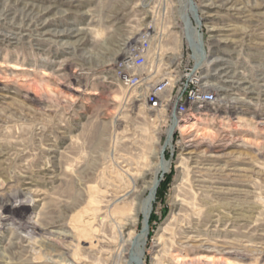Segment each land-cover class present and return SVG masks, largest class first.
Instances as JSON below:
<instances>
[{
  "label": "rangeland",
  "instance_id": "rangeland-1",
  "mask_svg": "<svg viewBox=\"0 0 264 264\" xmlns=\"http://www.w3.org/2000/svg\"><path fill=\"white\" fill-rule=\"evenodd\" d=\"M25 1L57 7L29 16ZM192 1L217 100L184 118L164 150L143 261L264 264V0ZM6 8L0 264H127L119 225L132 217L124 232L142 229L148 192L138 194L172 115L150 110L112 67L150 29L172 68L187 49L184 0H0ZM51 238L55 251L41 245Z\"/></svg>",
  "mask_w": 264,
  "mask_h": 264
},
{
  "label": "built area",
  "instance_id": "built-area-1",
  "mask_svg": "<svg viewBox=\"0 0 264 264\" xmlns=\"http://www.w3.org/2000/svg\"><path fill=\"white\" fill-rule=\"evenodd\" d=\"M184 38L186 54L170 69L165 57L157 54L150 29H145L123 50L112 67L113 77L120 86L142 98L150 110L171 111L180 120L217 100L216 90L206 80L199 61L197 40L191 43Z\"/></svg>",
  "mask_w": 264,
  "mask_h": 264
},
{
  "label": "bare ground",
  "instance_id": "bare-ground-1",
  "mask_svg": "<svg viewBox=\"0 0 264 264\" xmlns=\"http://www.w3.org/2000/svg\"><path fill=\"white\" fill-rule=\"evenodd\" d=\"M192 1V0H191ZM190 0H184V8L181 11V19L183 21V34L186 38H188V42L193 43V41L196 39L197 40V51L199 54V61L200 63H203L204 61H206V59L208 58L207 52H206V48L204 47V43L202 40V36L201 33L199 32L198 28H199V23H200V18H198L197 16V12H196V7L195 5H193V1L191 2ZM30 2V1H29ZM22 2V6L23 9L26 11L27 15H35L36 13H42L44 11H47L46 14L49 13V11H53L54 8L57 7V4L55 2H53V6L49 7V8H44L37 4L36 2ZM4 9V8H3ZM12 8H6L5 11H0L3 12L4 15L11 13ZM41 18H37L36 21H31L32 23H38L40 21ZM195 22V24H194ZM86 32L85 31H79V32H75L74 37L79 38V41H77L78 45H82V39L84 37H82L83 35H85ZM76 42V41H75ZM71 46V45H70ZM158 70L160 71L161 68L159 67ZM172 121H171V125L167 131V140L165 142V144L159 148V154H160V159H159V163L157 165V169L154 173V179L151 182L150 186L147 187H142V189L139 191L138 194V198H142L139 197L142 195V193H144L145 191L148 192V194L145 196L144 199H138L139 201V213L142 215V229L140 231V233L138 234H133V233H128V232H124L125 229H127L128 227L133 225V219L132 217L123 219L120 222V232H121V238L123 239V243L124 245L127 243H129V252L127 253V257H128V262L127 264H144L143 261V257H144V247H145V243L147 240V236H148V227H149V218L151 215V211H152V207H153V202L155 199V195H156V191H157V187L159 186L160 180H159V174L160 173H164L165 171L168 170L169 166H170V161H167L165 158H161V154L164 153V150L170 148L172 146V135L174 133L175 130H178L179 128H181V121L184 119H178V117L175 116V114L172 112ZM132 175V174H131ZM139 179V178H138ZM143 179V178H142ZM140 180V179H139ZM129 182V181H128ZM147 188V189H146ZM133 191V190H132ZM132 194V193H131ZM130 195V194H129ZM144 195V194H143ZM134 197H132L133 199ZM135 201V200H134ZM134 206V204H133ZM137 208V209H138ZM133 209V208H132ZM16 211H21L23 210V206L21 205L19 208L17 207L15 209ZM134 212V211H133ZM67 236V235H66ZM73 237V236H72ZM127 237V238H126ZM65 238V236H64ZM57 239H50L49 241H43L41 243V245L43 247H45L48 251H55L53 245V241H55ZM65 241V240H64ZM62 244V243H61ZM128 246H126L127 248ZM63 254V253H62ZM61 255H59L60 257ZM62 257V256H61ZM75 258V257H74ZM80 260H75V264H78Z\"/></svg>",
  "mask_w": 264,
  "mask_h": 264
},
{
  "label": "water",
  "instance_id": "water-1",
  "mask_svg": "<svg viewBox=\"0 0 264 264\" xmlns=\"http://www.w3.org/2000/svg\"><path fill=\"white\" fill-rule=\"evenodd\" d=\"M162 157L164 158V154L162 153Z\"/></svg>",
  "mask_w": 264,
  "mask_h": 264
}]
</instances>
